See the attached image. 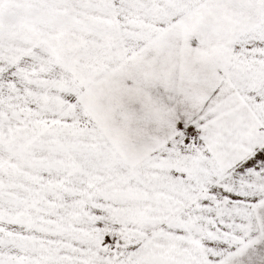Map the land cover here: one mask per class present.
Returning <instances> with one entry per match:
<instances>
[{
  "label": "snow or ice",
  "instance_id": "snow-or-ice-1",
  "mask_svg": "<svg viewBox=\"0 0 264 264\" xmlns=\"http://www.w3.org/2000/svg\"><path fill=\"white\" fill-rule=\"evenodd\" d=\"M0 264H264V0H0Z\"/></svg>",
  "mask_w": 264,
  "mask_h": 264
}]
</instances>
